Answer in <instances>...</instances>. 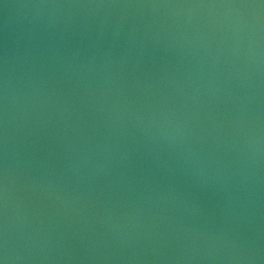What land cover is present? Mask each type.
<instances>
[{"label": "water", "instance_id": "obj_1", "mask_svg": "<svg viewBox=\"0 0 264 264\" xmlns=\"http://www.w3.org/2000/svg\"><path fill=\"white\" fill-rule=\"evenodd\" d=\"M0 264H264V0H0Z\"/></svg>", "mask_w": 264, "mask_h": 264}]
</instances>
